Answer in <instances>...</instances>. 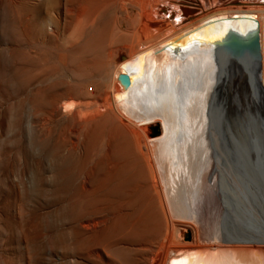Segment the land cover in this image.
I'll use <instances>...</instances> for the list:
<instances>
[{
    "label": "rangeland",
    "instance_id": "rangeland-1",
    "mask_svg": "<svg viewBox=\"0 0 264 264\" xmlns=\"http://www.w3.org/2000/svg\"><path fill=\"white\" fill-rule=\"evenodd\" d=\"M216 1L209 0V4L212 3L211 6L217 7L227 3V0ZM57 2L56 0H0V264H99V259L96 255L94 256L95 251L94 254L92 251L96 247L95 244L99 241L101 243L105 237L107 241L110 239V241L121 242L122 245L124 243V247L128 244L126 247L133 250L143 247L140 249L143 255L142 257L140 254L141 258L147 260L150 258V263L142 261L143 264H163L168 246L173 245L175 248L180 241L181 243L190 242L185 239L186 231L182 226L172 220V225L175 226L172 230L171 225L165 221L167 220L165 186H161V190L156 188V192L152 186H148L155 172L153 169L141 167L144 164L139 161L140 158L138 159L139 156L136 155V149L134 151L133 143H128L131 140L120 137L119 142L116 140L115 145L112 143L110 145V138L113 140L119 136L120 129L117 126L112 125L104 129V133L101 130V134L95 137L94 142L88 143L91 149L89 150L88 144L86 145L85 121L77 110H83L84 107L81 104L87 102V85L91 86L95 83L96 87L93 91L99 90L102 81L99 77L108 76L110 73V65L114 57L111 59L106 57L108 45L130 44L134 48L143 47L149 42V44L152 43V34L157 33V37L167 35L170 32L169 26L161 27L163 29L150 27V29L137 30V16L129 11L113 9L103 4L89 9L88 0H57ZM58 15L61 16H59L60 19ZM57 18L58 25L55 24L57 26L55 28L52 23H55ZM49 22H52V25ZM26 26L29 27L26 28ZM29 30L30 32L27 33ZM35 32H38L37 37ZM34 39L38 42H34ZM30 60L42 67L45 66L46 74L42 75L38 81L27 84L24 75ZM226 68L229 74V67L226 66ZM55 82L60 87L62 84L58 90L55 109L59 111L56 113L54 110L45 111L40 119L30 122L32 125L27 124L29 128L27 126L23 128L21 111L23 96L29 95L28 90L32 88L33 90L29 91L30 97L35 92L42 91L46 93L44 95L47 96V98L44 97L46 101L50 98L49 90ZM80 82L88 83L82 86ZM63 101L66 104L59 107L58 104L64 103ZM72 112L75 113L74 117L70 116ZM239 119L240 114L237 109H232L226 125L228 130L233 129L232 136L235 135L236 129L239 130L237 128ZM72 122L75 123L73 127H71ZM79 125L81 128L84 126L83 130ZM76 126L80 128L79 132ZM214 128L213 123H209L199 132L198 140L197 136L192 137L188 143L181 141V148L175 146L174 153L177 154L178 150L177 156H181L179 160L177 159L178 163H175L176 174L181 167H185L188 171L192 169L196 156L208 142L206 130ZM197 130L199 131V128ZM139 131L142 132L141 129ZM76 133H82V136L79 134L76 138ZM72 134L74 137L70 138L76 139L70 141L69 135ZM78 142L80 145L77 144ZM220 150L223 153V149ZM115 151L116 153H112ZM105 152L108 154L104 155ZM111 153L115 155L112 156ZM224 154L221 156L224 157ZM106 157H109L112 162L109 163V158ZM134 157H137V162ZM104 160L109 161L108 164ZM100 167L102 170L98 169ZM91 170L92 173H89ZM91 207L92 212L102 211L99 214L103 217L106 215L102 227L100 225L94 230L88 228ZM100 235L104 239L101 240ZM97 236L99 241L98 238L95 239ZM148 245L153 248L151 249ZM113 249L115 251L111 250V254L118 257L115 259L116 257L112 254L115 257L114 261L118 260V262L115 261V263L111 260L113 257H110L112 264L126 262L128 264L130 260L132 262L134 252L137 251L134 250V254L132 253L130 257L133 251L131 249L130 254L123 249L114 247ZM158 250H161L162 254ZM150 254L157 258L154 259ZM147 256L150 257L147 258ZM171 257H173L172 254ZM158 258H160L159 261Z\"/></svg>",
    "mask_w": 264,
    "mask_h": 264
},
{
    "label": "bare ground",
    "instance_id": "bare-ground-1",
    "mask_svg": "<svg viewBox=\"0 0 264 264\" xmlns=\"http://www.w3.org/2000/svg\"><path fill=\"white\" fill-rule=\"evenodd\" d=\"M216 2H218V0ZM101 4L104 6H110L113 9L117 8L120 10L129 11V13L136 15L137 30L150 29V27L163 29L161 27L168 25L169 27H167L170 29V32L164 30L165 32H168L167 35H163L164 37H157V33L152 34V43L149 44V42V45L147 44L143 47L138 46L139 48H134L130 44H117L116 46L111 44L108 45L106 57L110 59L114 57L113 63L110 65V73L108 72V76L105 75L99 77L100 80H102L99 90L93 91V88L96 87L95 83L91 86L87 85V102H82L81 105L84 108H82V106L81 108L83 110H77L82 119L85 121V134H87L86 145L88 143L92 144L94 142L93 140L96 136H98L101 130L104 133V129H107L112 125L117 126L120 129L119 136L113 140L110 138L112 140H109L110 145L111 143L112 145H115L116 140L119 142L120 137L123 139H129V141L131 140L128 143L132 142L135 146V148L133 147L134 151L136 149V155L138 154V159L140 158L139 161L144 164L141 167L144 166L149 169H153L155 172L154 177L150 180L151 184L148 186H152L155 192L158 188L161 190V186H165L167 196L165 198L167 201V205L165 204L167 212L165 216L167 220L165 221L171 225L172 230L175 229V226L172 225V220L176 224L182 226V228H184L186 231H184L185 239L190 240V242L185 241L181 243L180 241L179 244L175 246V248L173 245H170V247L168 246V252L166 253L167 255L165 254L166 257L164 258L165 260L163 264H264V244H240L241 242L216 239H200L198 237L196 223L192 219L188 218V215L191 214L193 210H201L205 205L204 203H208V205L214 203L216 194L213 186L235 185L236 170L234 166L236 163L234 162L235 158L232 145L233 141H235V138L238 137L237 139L240 138L238 140L239 143L237 144L239 146V144L243 142V136L238 131V133H235L236 136L233 137L231 135L233 129L229 128L228 130V127L226 126L228 124L230 112L232 110L230 106L224 107L223 110L220 111V106L217 105V103L215 104L217 101L216 97L220 81L217 80V78L219 79V71L217 63H215V60L212 56V51L215 47H218L221 44L223 45L228 35L230 36L231 33H235L237 38L240 39L241 46L236 47L235 50L230 48L231 54L228 55L225 63L230 68L229 74L230 72L232 73L236 71L234 73H237L236 76L238 79H240V81H244L246 77L243 73L244 69L242 66L244 67L245 64L246 66L248 64L246 63L249 60L248 46L251 44V42L256 41L258 51V69L256 76L259 87L264 89V0H227L225 5L217 7L211 6L212 3L210 5L209 0H88L87 7L90 9L95 6H100ZM89 11L90 10H88V12ZM114 11L115 10H113V12ZM153 15H155V17H152ZM59 16L60 15H58V18ZM58 18L56 21L54 20L55 23L51 22L55 28H57L56 25H58L56 24V22H58ZM27 27L29 26H26V28ZM94 28L97 27H93V29ZM29 29L31 30L32 27ZM30 30L27 31V33H29ZM28 35L29 34H27V36ZM39 35L41 36V34ZM85 40L86 39H84V41ZM35 41H37V39H34V42ZM30 44L32 45V43ZM40 45H42V42ZM243 47H247V49ZM71 48L72 47H70V49ZM33 56L35 57V55ZM24 65L26 66L27 64ZM25 70L26 74L24 75V80L27 82V84H30L31 82L34 83L35 80L38 81V79L42 78V75L45 76L46 74L45 66L42 67L31 60ZM119 72H126L128 74L129 84L125 87L122 86L117 79V74ZM47 75L50 77L49 74ZM81 80H83V78ZM87 83L81 84L80 82L79 84L86 86ZM59 87L60 86L57 84V82L52 83V86L49 90L50 98L46 99V101L44 99V95H46L45 92L37 91L30 97L31 93L29 91L30 89H33L30 88L28 90L29 95L26 94L23 96V101L21 104L23 128L25 126L28 127L27 124H30L31 121L40 119L45 111L52 112L54 110L55 113L59 111L55 110L57 108V95ZM60 91L62 90L60 89ZM45 98H47V96ZM66 98L68 102V97ZM64 104L66 103L64 102L60 105L58 104V106H64ZM75 104H77V102ZM71 115L74 117L75 113L72 112L70 116ZM77 116L79 118L78 114ZM44 120L46 121V119ZM39 123L37 122V124ZM209 123H213L215 128L206 130L209 138L207 140L208 142L204 145L201 153L196 156V160L192 165V169L188 171L185 167H181L178 170V174H176L175 163H178L177 159L179 160V157L181 156H177L179 152L178 150L177 154L174 153L176 152L175 146L177 145V147L181 148V141L188 143L190 140H192V137L195 138L197 136L196 139L198 140L199 132L205 125ZM73 124L75 123L72 122L71 127H73ZM76 125H78L77 122ZM151 126L155 127V131L151 129ZM79 127L81 128L80 125ZM83 127L81 128L82 130ZM80 128L77 127L78 132ZM197 128H199V131ZM139 129H141L142 132H140ZM108 131L109 130H107V132ZM77 133L75 134L76 138L80 134ZM82 133L80 134L81 136ZM103 133L102 135H104ZM73 135L74 134L69 135L70 141L76 139L70 138ZM80 138L81 137L79 136V139ZM74 144L75 143H73V145ZM77 144H79V142ZM87 146L89 149V144ZM82 147H79L80 150ZM106 147L108 148V145ZM107 148H105V151H107ZM195 148L196 147H194V149ZM221 148L223 149V153H225L224 157L221 156L223 155L220 150ZM77 149L75 151H77ZM132 151L133 149L131 152ZM112 153H116V151ZM112 153L111 155L114 156L115 154L113 155ZM106 154H108V152H105L104 155ZM111 155L108 156L110 157ZM135 159L137 162V157ZM98 161L100 162V160ZM98 161H95V163H98ZM109 161L105 162L108 164ZM111 162L112 161L109 163ZM139 165H141L140 162ZM102 166L105 167V165ZM98 169L102 170L101 167ZM89 173H92V170ZM92 207L90 211L91 215H88V228L94 230L100 225L102 227V224L105 221L104 217H106V215L103 217V215L99 214L102 213V211L99 210V213H97V211L92 212ZM100 236L101 240L102 238L104 239L102 235ZM97 238L98 236L95 239ZM106 239L107 238L105 237V239L99 243L100 241L98 238L99 242L97 243L99 244L94 243L96 247H93L94 250L92 251V253L95 251V254H93L94 256L96 255L101 264H112L109 258H112L114 255L113 253V255L111 254V250L115 251L113 247L116 249L126 250L128 254H130V249L133 250V248L126 247L128 244H126L124 247V243L122 245L121 242H116L115 240L110 241V239L107 241L108 239ZM194 243L197 245H193ZM148 246L146 247L148 248ZM146 247L144 248L146 249ZM141 248L134 249L137 250L136 252H134V250L131 251L130 257H132L133 252L135 253V256H133L135 261L132 259L131 262L130 260L132 264H143L141 263L142 261H144V263L145 261L146 263H150V258L148 260L141 258ZM150 248V252L153 253L151 250L153 246L151 249ZM165 250L164 252H166ZM155 251L157 253V250ZM159 252L162 254L161 250ZM89 253L91 254V252ZM146 253L148 254V251ZM171 254L173 257H171ZM125 255L123 256L126 257ZM152 255L151 257H153ZM115 257H113L111 260L114 261ZM148 257L150 256H147V258ZM117 258L118 257L115 259ZM155 258H157V256ZM160 258H158V261ZM124 260V262H126V259ZM115 261L118 262V260ZM130 262L128 264H130ZM125 264H127V262Z\"/></svg>",
    "mask_w": 264,
    "mask_h": 264
},
{
    "label": "water",
    "instance_id": "water-1",
    "mask_svg": "<svg viewBox=\"0 0 264 264\" xmlns=\"http://www.w3.org/2000/svg\"><path fill=\"white\" fill-rule=\"evenodd\" d=\"M240 44L236 34L231 33L223 45L212 51L220 81L215 104L220 106V111L230 106L240 114L239 130L235 132L242 134L243 142L238 146L240 138L236 137L232 145L235 185L213 186L214 203H204L201 210H193L188 218L196 223L200 239L264 244V89L257 82L256 41L248 46V64L242 66L245 80L240 81L236 71L228 74L225 60L231 54L230 48L235 50ZM117 79L124 87L129 84L126 72H119ZM151 129L155 131V127Z\"/></svg>",
    "mask_w": 264,
    "mask_h": 264
}]
</instances>
